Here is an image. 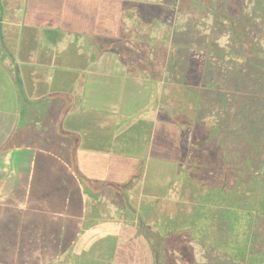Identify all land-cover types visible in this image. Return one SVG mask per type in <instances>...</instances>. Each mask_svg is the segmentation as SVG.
<instances>
[{
  "label": "crops",
  "instance_id": "0c3cea01",
  "mask_svg": "<svg viewBox=\"0 0 264 264\" xmlns=\"http://www.w3.org/2000/svg\"><path fill=\"white\" fill-rule=\"evenodd\" d=\"M154 4L0 0V264H130L151 236L187 147Z\"/></svg>",
  "mask_w": 264,
  "mask_h": 264
},
{
  "label": "rangeland",
  "instance_id": "374dc122",
  "mask_svg": "<svg viewBox=\"0 0 264 264\" xmlns=\"http://www.w3.org/2000/svg\"><path fill=\"white\" fill-rule=\"evenodd\" d=\"M154 6L160 27L161 14L170 17L164 36L170 43V88L179 82L184 91L179 106L187 147L177 180L168 187V174L161 177L169 193L163 205L144 208L147 216L139 212L144 221L138 224L146 222L155 232L139 229L141 238V232L151 236L135 247L152 258L142 253L132 262L264 264V0H155ZM173 103L178 106L173 101L171 108ZM152 173L149 178L157 177ZM255 233L263 249L245 255ZM114 248L107 245L105 252Z\"/></svg>",
  "mask_w": 264,
  "mask_h": 264
},
{
  "label": "trees",
  "instance_id": "16d2710c",
  "mask_svg": "<svg viewBox=\"0 0 264 264\" xmlns=\"http://www.w3.org/2000/svg\"><path fill=\"white\" fill-rule=\"evenodd\" d=\"M213 221H215V218H214V215H213ZM208 223H209V225H212L211 224V220H209L208 221ZM197 224V223H196ZM245 235H248V234H245ZM258 236H259V234L257 233H255V235L253 236V237H251L252 239V241H250V248L248 249V250H242V253L244 252L245 253V255L247 254L246 252H248V254L250 253V254H254V253H256V252H258L257 250H254V248H259V247H261L260 245V243L258 242L259 240H257V238H258ZM212 239V238H211ZM257 243H259V244H257ZM263 245H264V240H262V242H261ZM211 246V245H210ZM142 248L143 247H136L135 248V246L134 245H132V246H129V245H122L121 246V249H122V251L123 252H127V253H129V254H131L130 256V258H132V257H134V254H135V252H141L140 250H142ZM264 248V247H263ZM262 247L261 248H259L258 250L259 251H261L262 249H263ZM213 249V247L211 246V248L209 249L211 252L213 251L212 250ZM208 250V251H209ZM141 254V253H140ZM130 260V259H129ZM127 262H129V261H127ZM132 263V260H130V264Z\"/></svg>",
  "mask_w": 264,
  "mask_h": 264
}]
</instances>
